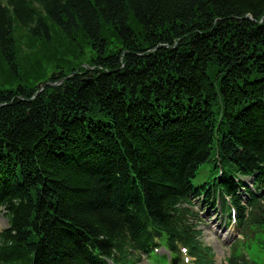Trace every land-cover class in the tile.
Segmentation results:
<instances>
[{
    "label": "trees",
    "instance_id": "1",
    "mask_svg": "<svg viewBox=\"0 0 264 264\" xmlns=\"http://www.w3.org/2000/svg\"><path fill=\"white\" fill-rule=\"evenodd\" d=\"M38 76L0 85V264H212L186 205L264 181V0H0V77Z\"/></svg>",
    "mask_w": 264,
    "mask_h": 264
},
{
    "label": "rangeland",
    "instance_id": "2",
    "mask_svg": "<svg viewBox=\"0 0 264 264\" xmlns=\"http://www.w3.org/2000/svg\"><path fill=\"white\" fill-rule=\"evenodd\" d=\"M32 41V40H31ZM29 43V41H28ZM48 69V73L50 71V68ZM53 72V71H52ZM52 72L50 74H52ZM39 77H28L24 81H21L18 77H15L11 83H7L3 81L2 77H0V85L4 87H9L10 85L16 86L19 83H25L26 81L31 82L30 84H34L35 81H37L36 85L40 82H38ZM42 79V78H41ZM208 163L203 164L198 169V176L197 180L201 181V176L203 175L204 171L208 167ZM202 210V209H201ZM200 210V211H201ZM201 214V227L203 229V236L202 240L205 244L210 245L213 247V250L215 251V264H220V262L228 256L229 252V245L231 242L224 240V237L226 235L227 229L222 227L220 218H216V213L213 211H202ZM7 226V223L5 221V218L3 216H0V230L5 228ZM217 230V232H215ZM233 232H237V230H233ZM153 260H158V262L161 261L162 255H156V257H152Z\"/></svg>",
    "mask_w": 264,
    "mask_h": 264
},
{
    "label": "water",
    "instance_id": "3",
    "mask_svg": "<svg viewBox=\"0 0 264 264\" xmlns=\"http://www.w3.org/2000/svg\"><path fill=\"white\" fill-rule=\"evenodd\" d=\"M51 76H52L53 78L57 77V75H56V74H52Z\"/></svg>",
    "mask_w": 264,
    "mask_h": 264
}]
</instances>
